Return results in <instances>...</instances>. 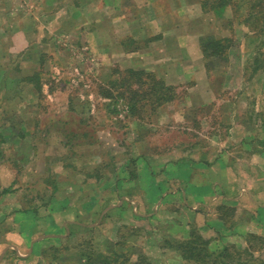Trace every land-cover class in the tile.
Here are the masks:
<instances>
[{"label":"rangeland","instance_id":"obj_1","mask_svg":"<svg viewBox=\"0 0 264 264\" xmlns=\"http://www.w3.org/2000/svg\"><path fill=\"white\" fill-rule=\"evenodd\" d=\"M170 1L169 12L174 4L179 6V0ZM239 1L227 7L223 17L206 13L209 25L222 21L218 26H227L228 30L217 39L221 43L217 49L213 47L216 54L204 55L207 70L217 84V100L198 98L185 105V94L195 86L167 85L152 72L121 63L118 34L127 29V19L123 27L120 17H132L129 11L135 18L139 12L144 17L142 9L149 4L146 0H42L40 7L48 11L49 17L56 13L68 18H63L61 31L40 34L44 40L37 45L40 50L35 62L29 64L27 50L17 57L4 52L0 64L1 74L6 77L0 82V264H200L204 253L207 260L217 259L216 255L228 247L233 248L234 256L254 253L252 259L264 262V238L260 242L250 234L232 232L226 222L219 227L205 226L209 217L195 216L174 199L159 208L154 205L157 212L148 215L143 207L144 191L131 197L137 203H130L131 210H144L142 219L131 225L129 219L125 222L94 208L97 199L89 205L85 192L70 203L80 207L76 219L81 223L56 225L57 219L64 220L56 200L77 190L70 186L56 194L54 187L56 180L67 183L61 167L73 158L85 163L82 172H89L91 180L103 169L114 176L123 164L130 177L135 176L137 168L132 157L141 148L148 156L156 151L168 152L173 160L184 157L186 151L208 148L214 152L208 156L210 161L223 149L226 153L237 150L244 158L240 165L255 163L247 156L254 149L255 138L257 142L264 139L263 134L259 136L260 132L251 129L260 124L264 109V0ZM163 2L167 0L153 3L163 10ZM7 7L22 14L34 12L40 28L59 27L55 18H40L39 4L29 0H14ZM73 12L79 14L71 18ZM14 20L17 23L20 19L16 15ZM143 22L147 20L139 24ZM106 24L113 35L105 33ZM34 37L39 34L32 33L31 39ZM210 42L209 53V46L216 44ZM123 44L124 48L146 46L145 41L125 40ZM121 80L128 82L121 84ZM161 86L167 90H160L158 95L168 98L162 102L155 95ZM28 91L38 98L32 102L25 99ZM217 105L230 106L235 114L211 113L210 107ZM174 107L187 111L185 127H165L164 113L170 111L168 108L179 110ZM181 116L175 119L179 122ZM226 116L231 118L228 124L226 118L222 120ZM25 155L29 158L27 164ZM147 196L154 199L153 195ZM161 197L155 195L157 201ZM215 211L221 219L231 221V212L225 208ZM38 215L46 219L43 224L32 225L33 220H39ZM73 215L66 218L72 219ZM247 257L242 255L241 259L256 263ZM220 261L217 264H222Z\"/></svg>","mask_w":264,"mask_h":264},{"label":"crops","instance_id":"obj_2","mask_svg":"<svg viewBox=\"0 0 264 264\" xmlns=\"http://www.w3.org/2000/svg\"><path fill=\"white\" fill-rule=\"evenodd\" d=\"M146 1L149 4L142 9V12H146L144 17L139 12L135 18L132 11H129V15L132 17H125L123 14L120 17L123 27L124 20L127 19L125 21L127 29L120 28L119 34L117 33L120 38V53L123 54L121 63L125 64L127 68L152 72L167 85L175 86L177 83H189V85L195 86L193 90L185 94V105H189L190 102L196 101L198 98L204 101L207 98L211 101L217 100L219 96L217 84L213 80L214 78L210 76L204 63L201 41L203 38L224 37L228 31L227 26H218L219 24L222 25V21L216 22L215 25H209L206 21L209 19H206L208 12H203L199 2L194 4V2L187 3L179 0V6L173 3V11L169 12L172 7L170 0H167V3L163 2V10L159 9L158 4L153 3L155 0ZM29 2L34 3V5L39 4L38 15H41L40 18H55L57 22L59 20V27L55 24V27L52 28H56V30H52L47 25L41 26L44 28L43 31V28L38 27L37 20L39 17L35 18L34 12L24 11L22 14L7 7L9 5L11 7L14 0H0V64L4 62V52L17 57L22 54L21 52L27 50L30 52L27 56L29 64L32 61L35 62L36 52L40 50L37 45L44 40L40 39V34L52 31L59 33L61 31L60 26L64 22L63 18L68 19L56 13L49 17L48 11L42 9L43 6L40 7L42 0H29ZM191 4L194 5L191 6ZM76 14L79 13L73 12L71 18ZM16 15L20 19L17 23L14 20ZM142 19L147 20V23L143 22L140 25L139 22H142ZM32 33L39 34V37L31 39ZM105 33L113 35L112 31L108 29V24H106ZM125 40L145 41L146 46L125 47V49L123 46ZM105 50H108L107 47ZM3 78L4 75L0 71V82L6 79V77ZM1 94L3 95L2 90H0V96ZM24 98H30L29 101L32 102V99H37L38 95L36 93L32 95V91H28ZM25 107L23 105V109ZM229 107L217 105L210 108L211 113L235 114V109ZM174 108L179 109L180 107ZM168 109L170 111H165L163 116L166 121L165 127H185L184 123L187 121L184 116L187 111L179 109L181 113L179 110H173V108ZM178 114L182 115L179 122L178 119H175ZM224 118L227 119L228 124L231 118L223 117V121ZM222 120L218 124H221ZM259 123L251 129L252 131L256 129L260 132L258 135L263 134L264 138V109L262 120ZM259 136L258 139H260ZM225 145L228 146L226 143ZM231 145L233 146L232 143ZM252 145L254 149L248 153L247 159L255 163L243 166L240 165V161L244 158H241L237 150L226 153V150L223 149L219 153L217 152L210 161L208 156L211 157L214 152L208 148L203 151L197 150L194 153L186 151L184 157L181 156L182 158L176 160L171 159L168 152L156 151L148 156L145 148H141L137 155L132 157V164L137 168L135 176L130 177L127 165L123 164L119 169H115L114 176L105 174L103 169L94 180H91L89 172H82L85 163L78 158H73L74 161H69V165L66 164L61 167L62 172L60 173L67 174L65 175L68 179L67 183H60L56 180L54 187L56 194H62V191L70 186H76L77 190L73 195L67 197L62 195L63 198H59L60 202L59 199L56 200V206L60 207L61 215L64 216L62 217L64 220L60 219L62 222L59 219L56 220L57 223L59 222L56 225L65 224L67 226L69 223H81L79 219H76L80 207H72L70 203L72 199L76 198V195L77 198H80L82 192H85V198H87L89 205L91 201L94 202L97 199L98 203L94 205V208L102 213L106 210L109 214H114L124 221L129 219L131 225L142 219L144 212L142 207H140L139 213L131 210L130 203L137 204L132 201L131 197L132 195L137 197L139 193L144 191L146 198L143 200L145 201L143 207L147 209L146 214L148 215L157 212L154 205L159 208V206L169 202L170 199H174L184 205L183 209H189L195 216L200 215L203 219H205L203 216L209 217L205 219V226L219 227L226 222L231 225L232 232L243 235H262L264 234V139L257 142L255 138ZM25 158L27 164L29 158L26 155ZM31 159L33 158L31 157ZM132 164L130 167L133 166ZM81 179L82 181L79 182ZM156 194L162 195L158 201L155 199ZM147 195H153L154 199L148 198ZM216 208L221 210L225 208L231 212V221L221 219L216 214ZM40 211L42 215V210ZM102 213L100 215H105ZM69 214H74L72 219L66 218ZM44 217L38 215L39 220L35 219L31 224H43V220L46 219ZM39 222L42 223L39 224ZM185 226L184 223L183 233Z\"/></svg>","mask_w":264,"mask_h":264},{"label":"trees","instance_id":"obj_3","mask_svg":"<svg viewBox=\"0 0 264 264\" xmlns=\"http://www.w3.org/2000/svg\"><path fill=\"white\" fill-rule=\"evenodd\" d=\"M205 2H201V6H202V9H203V12H211V13H214L217 17H223L224 14H225V11L227 10L226 8L227 7H232V5H236L237 2L236 0H204ZM239 2L243 3L242 0H240ZM240 6H238L239 8ZM247 22H249V19L246 20ZM215 37H209V38H203L202 41H201V49L203 51V54L206 56L208 55H215L216 54V50H214V48L217 49V47L219 46L220 47V43H221V40H217L218 38H215ZM210 41H214L216 44H212L209 46V48L212 49V52L209 53V50H208V44L211 43ZM207 44H206V43ZM214 47V48H213ZM131 72V71H129ZM136 73V72H135ZM136 74H140V73H136ZM137 81V80H136ZM125 82H128V81H125V80H121V84H124ZM162 89H166V87L164 86H161L160 89L155 93L157 97V100L162 102L164 100H168V98H163L161 96H163L164 94H161V95H158V93L160 92V90ZM167 90V89H166ZM136 92L137 91H132V93L134 95H136ZM192 237V236H191ZM249 237H253V238H256V239H259V241H263V238L264 237H261L260 235H249ZM191 239V238H190ZM189 241V240H188ZM192 242V239L191 241ZM184 244H187L186 241H183ZM191 248H194V247H191ZM233 248H224V250L220 251L217 255H216V258L217 259H209L207 260L206 258L208 257V255L205 253L202 255V261L204 264H217V260L218 259H221V263L222 264H248V261H251V260H247V259H241V256L242 255H247L249 257L247 258H250L252 259V257L254 256V253H240L238 256H234L233 253H232V250ZM192 254H196L195 251H193ZM253 261H255L256 263H253V264H264V262H261L260 260H255V259H252ZM202 261H200V264H202Z\"/></svg>","mask_w":264,"mask_h":264}]
</instances>
